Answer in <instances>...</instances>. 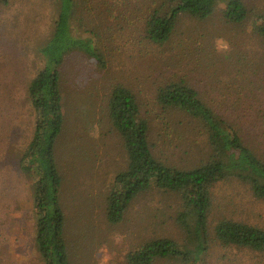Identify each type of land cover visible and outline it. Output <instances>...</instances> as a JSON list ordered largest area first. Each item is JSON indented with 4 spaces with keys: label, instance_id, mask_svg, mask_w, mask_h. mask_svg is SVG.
Returning a JSON list of instances; mask_svg holds the SVG:
<instances>
[{
    "label": "rangeland",
    "instance_id": "obj_1",
    "mask_svg": "<svg viewBox=\"0 0 264 264\" xmlns=\"http://www.w3.org/2000/svg\"><path fill=\"white\" fill-rule=\"evenodd\" d=\"M85 1L76 33L92 39L105 65L74 51L60 69L64 120L53 155L61 177L64 237L69 264H101L105 256L106 264H128L126 254L145 241L168 236L182 242L185 233L175 221L178 196L156 189L137 195L120 223H106L104 195L128 164L107 118L110 89L122 83L136 94L151 151L167 164L190 168L206 153L203 128L156 101V87L179 77L213 110L234 120L243 140L264 156V42L250 15L239 25L226 23L221 1L206 19L181 15L163 45L149 43L141 32L146 7L163 0ZM242 1L251 13H264V0ZM55 10L54 0H0V264H42L34 240L33 179L18 170L17 161L33 131L27 85L42 65L37 49ZM212 193L210 238L221 216L264 227V201L253 199L245 185L232 181ZM209 244L199 264L203 257L204 264H264L263 253L211 239Z\"/></svg>",
    "mask_w": 264,
    "mask_h": 264
},
{
    "label": "trees",
    "instance_id": "obj_2",
    "mask_svg": "<svg viewBox=\"0 0 264 264\" xmlns=\"http://www.w3.org/2000/svg\"><path fill=\"white\" fill-rule=\"evenodd\" d=\"M217 1L223 3L222 18L228 24L239 25L250 15L254 32L264 42V13H251L242 0H163L146 7L141 26L143 38L163 45L169 41L181 15L206 19ZM86 2L54 0L51 30L37 49L43 62L27 85L34 114L33 131L17 167L33 179L34 240L42 264H69L65 217L59 202L61 177L53 155L64 120L60 69L66 56L74 51L105 65L92 39L76 33V15ZM108 5L107 2L103 6ZM155 97L160 107L181 111L203 128L206 153L200 163L190 168H178L158 159L151 151L148 125L141 116L136 94L122 83L110 89L107 118L121 137L128 164L113 176L111 188L104 195L106 223H120L137 195L156 189L178 196L180 209L175 221L185 233L182 242L168 236L145 241L126 254L127 263L155 264L164 259L199 264L202 253L204 256L209 249L210 239L223 247L264 254V227L257 224L221 216L213 225L211 238L208 231L215 187L235 181L245 185L253 199L264 201V156L243 140L234 120L213 110L185 78L166 79L156 87Z\"/></svg>",
    "mask_w": 264,
    "mask_h": 264
},
{
    "label": "clouds",
    "instance_id": "obj_3",
    "mask_svg": "<svg viewBox=\"0 0 264 264\" xmlns=\"http://www.w3.org/2000/svg\"><path fill=\"white\" fill-rule=\"evenodd\" d=\"M107 256H105L104 260H102L101 264H106Z\"/></svg>",
    "mask_w": 264,
    "mask_h": 264
}]
</instances>
